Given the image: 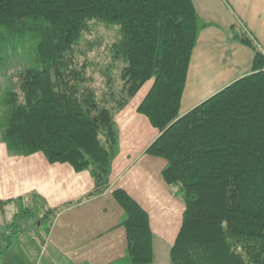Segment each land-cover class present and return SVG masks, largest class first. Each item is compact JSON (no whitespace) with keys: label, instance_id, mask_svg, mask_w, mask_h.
I'll list each match as a JSON object with an SVG mask.
<instances>
[{"label":"trees","instance_id":"trees-1","mask_svg":"<svg viewBox=\"0 0 264 264\" xmlns=\"http://www.w3.org/2000/svg\"><path fill=\"white\" fill-rule=\"evenodd\" d=\"M95 24L116 28L106 69H88L79 50ZM207 24L192 0H0V143L88 171V196L99 195L119 152L115 115L150 82L136 110L159 134L144 153L165 160L162 177L185 206L170 264H264V55L254 47L248 74L180 115ZM112 196L127 235L118 264H150L146 211L121 188ZM19 227L9 224L6 246Z\"/></svg>","mask_w":264,"mask_h":264},{"label":"crops","instance_id":"crops-1","mask_svg":"<svg viewBox=\"0 0 264 264\" xmlns=\"http://www.w3.org/2000/svg\"><path fill=\"white\" fill-rule=\"evenodd\" d=\"M192 4L208 24L199 31L191 52L180 115L248 74L254 47L264 55V0H192ZM149 85L145 83L115 115L119 152L111 164L110 186L99 195L88 196L94 186L88 171L50 163L42 152L10 155L0 143V201L11 210L20 231H35L36 238L24 246V256L36 258L34 264L121 263L127 235L120 224L123 209L112 196L115 188L125 190L148 215L153 234L150 264H170L169 250L185 206L162 177L165 160L144 153L159 134L136 110ZM18 205L32 213L36 207L41 215L47 210L49 219L40 220L36 213L18 216Z\"/></svg>","mask_w":264,"mask_h":264},{"label":"rangeland","instance_id":"rangeland-1","mask_svg":"<svg viewBox=\"0 0 264 264\" xmlns=\"http://www.w3.org/2000/svg\"><path fill=\"white\" fill-rule=\"evenodd\" d=\"M116 38V28H105L102 25L95 24L91 31L84 35V38L80 42L79 50L86 52L87 62L90 64L88 69H106L110 62L109 45ZM88 44H92L93 47L88 49ZM87 49V50H86ZM78 56L79 61H83L85 58L81 55ZM4 207V208H3ZM18 216H20L19 209ZM11 210L7 209L5 205L0 206V248L3 249V255L1 256L0 264H34L35 259L31 257H25L24 246L25 242H19L16 240L12 245L6 246L4 237L8 233V226L14 220L11 216ZM32 210L28 209L25 214L31 213ZM37 211V210H36ZM15 212V210H14ZM35 214V212L33 211ZM40 214L41 212L38 211ZM23 214V212H22ZM17 216V218H19ZM15 217V216H14ZM47 219V218H46ZM49 219V218H48ZM16 222V221H13ZM20 228V227H19ZM25 232V231H24ZM34 261V262H33Z\"/></svg>","mask_w":264,"mask_h":264},{"label":"built area","instance_id":"built-area-1","mask_svg":"<svg viewBox=\"0 0 264 264\" xmlns=\"http://www.w3.org/2000/svg\"><path fill=\"white\" fill-rule=\"evenodd\" d=\"M36 238V233L35 231L33 230H28V231H20L18 233V240L19 242H25L26 240L28 239H34ZM45 244H43L41 247H40V254L44 253L45 251Z\"/></svg>","mask_w":264,"mask_h":264}]
</instances>
